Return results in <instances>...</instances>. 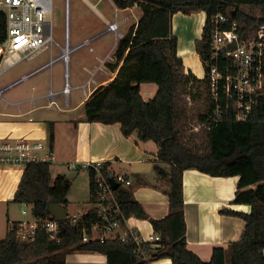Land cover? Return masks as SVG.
<instances>
[{"label":"trees","instance_id":"16d2710c","mask_svg":"<svg viewBox=\"0 0 264 264\" xmlns=\"http://www.w3.org/2000/svg\"><path fill=\"white\" fill-rule=\"evenodd\" d=\"M120 8L138 5L142 9L139 20L132 23L119 39L115 49L118 68L114 79L97 87L85 102L86 120L104 123L120 122L122 131L129 135L138 130L143 140L154 139L159 145L155 169L156 186L169 197L170 211L162 218L150 217L143 205L135 199L132 189L119 185L116 195L126 218L135 215L149 218L161 240L156 245L146 242L151 250L147 258L137 250V244L119 237L83 240V233L91 234L92 225L100 222L98 207L89 210L73 224L66 216L61 218L58 237L38 227L32 237L18 235L17 226L8 228L0 239V264H65L68 247L97 250L107 254L109 264H149L151 259L170 257L174 264H264V91L247 119L237 120L233 115L216 117L215 102L210 93L209 67L212 59L211 17L224 12L236 21L241 32L246 25L264 22V0H113ZM245 6L261 7V12ZM205 10L207 19L201 38L195 47L206 68L203 79L193 71H184L178 55V36L172 29L175 12L190 13ZM7 34V21L0 10V42ZM142 82H156L158 90L150 100L140 91ZM203 85L204 111L198 113L199 125L205 128V141L195 134H186L182 112L188 111L192 100L199 96ZM189 95V100L187 99ZM203 95V94H202ZM192 99V100H191ZM54 141L53 125L49 126V143ZM168 164L166 168L162 163ZM196 168L216 176L238 175L239 181L232 203L250 204V211L221 208V212L244 218L241 237L227 247H215L210 260H203L187 247V224L183 176L184 170ZM91 200H100L96 171L88 167ZM102 172L109 175V162L103 161ZM71 181L65 174L52 177L50 161H31L25 164L14 200L32 204L35 216L51 217L50 201L68 208ZM154 242V241H153Z\"/></svg>","mask_w":264,"mask_h":264},{"label":"crops","instance_id":"0c3cea01","mask_svg":"<svg viewBox=\"0 0 264 264\" xmlns=\"http://www.w3.org/2000/svg\"><path fill=\"white\" fill-rule=\"evenodd\" d=\"M90 4L101 15L105 26L98 29L92 21H87V33L78 35V42L73 46L85 40L88 42L74 48L68 67L62 58L51 61L61 54L60 46L57 47L59 53L54 54L55 47L50 50L49 59H40L47 49L32 59H22L14 64L4 62L1 65L0 138L25 136L45 143L42 152L52 151L49 160L52 177L62 173L71 181L67 195L68 207L74 200L73 183L81 175L83 178L86 176L87 193L82 201L79 200L74 213H70L67 208L68 215L82 218L89 210L97 207V200H91L87 165L93 161H105L109 162L112 174L124 172L130 178L131 184L123 186L132 189L135 199L143 205L150 217H165L170 211V204L167 193L156 186L158 143L154 139H141L138 130L125 135L120 122L88 121L85 112V102L93 91L110 83L116 76L118 68L113 67L117 61L116 46L129 26L139 20L142 9L137 4L120 8L110 0L113 17H109L95 4ZM206 19L205 10L190 13L178 11L172 16V29L178 36L177 50L183 60L184 71L191 70L201 79L206 75V68L195 42L203 34ZM107 20L118 21L122 36L109 28ZM109 53L111 57L101 63L100 58H106ZM66 71L70 84L68 93L64 91ZM157 90L156 82H142L140 85L145 100L153 98ZM186 97L190 102L189 95ZM190 116L195 117V111L182 112L184 122L190 120ZM194 122L199 124L196 118ZM50 124L54 128L52 148L49 143ZM162 164L168 168V164ZM24 168L25 164H0V238L6 236L14 222L33 224L37 219L32 204L14 200ZM53 170L57 173H53ZM238 181V175L216 176L196 168L184 170L187 247L203 260H210L215 247H227L230 242L238 240L244 231V218L221 212V208L227 206L250 211V204L232 203ZM126 224L146 240L151 234L158 233L149 218L131 215L126 219ZM100 232L103 231L98 229L94 235ZM107 234V238H113L109 232ZM147 242L151 246L156 245L155 241ZM151 253L145 247L143 254L147 258L151 257ZM65 264H109V261L103 252L68 247ZM149 264L174 263L170 257L165 256L151 259Z\"/></svg>","mask_w":264,"mask_h":264},{"label":"built area","instance_id":"2783aa9c","mask_svg":"<svg viewBox=\"0 0 264 264\" xmlns=\"http://www.w3.org/2000/svg\"><path fill=\"white\" fill-rule=\"evenodd\" d=\"M69 3L65 0V41L61 44L53 35L52 8L53 0H0V10L4 12L7 21V34L0 42V65L4 62L14 64L22 59H32L45 50H51L55 45L60 46L62 52L56 58H62L68 67L70 54L75 47L86 44L88 40L73 46L70 42L69 29ZM229 17L224 12H217L211 17L212 33V59L209 67L210 93L215 102L216 117L233 115L237 120L247 119L264 91V22L254 26L246 25L243 32L238 28L236 21L231 27H225ZM109 28L119 36L118 21L107 20ZM100 58L104 63L107 58ZM70 84L68 71H66V84L64 91L68 93ZM1 93V91H0ZM45 148L41 140L21 137L0 138V164H26L31 161L50 160L52 151ZM103 161H93L87 165L96 171L95 179L100 188V200L97 204L100 222L92 225L91 234L83 233V240H104L108 237H119L122 240L130 239L137 244V250L144 252L147 241L161 240L160 233H153L148 240L143 238L137 230L126 224L121 205L108 179L109 175L102 172ZM110 174V173H109ZM119 185H130L131 180L124 172L113 174ZM26 209L23 210L26 213ZM70 222L75 224L81 220L75 216L67 215ZM61 218H39L33 224L14 222L18 235L23 238L32 237L38 227L49 231L51 238L60 241ZM103 232L94 235L96 230ZM93 233V234H92Z\"/></svg>","mask_w":264,"mask_h":264},{"label":"rangeland","instance_id":"374dc122","mask_svg":"<svg viewBox=\"0 0 264 264\" xmlns=\"http://www.w3.org/2000/svg\"><path fill=\"white\" fill-rule=\"evenodd\" d=\"M91 3L95 4L97 8H99L105 15L109 17H113L112 7L110 5V0H70L69 3V27H70V42L72 45H75L77 41V36L81 34H86L87 31V21H92L96 28L100 29L105 26V22L101 18V15L98 13L96 9L91 6ZM247 10H253L257 14L261 12V7H250L245 6ZM52 20H53V35L56 40L64 44L65 41V0H53V8H52ZM58 46L55 45L54 54L59 53ZM58 49V50H57ZM50 50L46 51V54L40 57L41 58H50ZM38 59V58H37ZM36 59V60H37ZM23 61H26L23 60ZM1 68V65H0ZM206 86L203 85L201 93L195 99H191L192 103L188 111H204L205 103L203 101V96L205 93ZM203 94V95H202ZM191 117V118H190ZM190 120L186 122V134H195L199 136L200 141H204V146L206 145L205 141V128L201 127L199 124L196 125L194 120L198 119V113H195L194 116H190ZM194 120H191L193 119ZM57 173V171L53 170V173ZM77 173V171H76ZM83 172H81L82 174ZM86 175V174H85ZM73 177V176H71ZM76 179V178H75ZM73 193V202L72 205H69L68 211L70 213H74L79 204V200H83L84 194L87 193V185H86V176L83 178L81 175L74 183L72 188ZM75 196V197H74ZM81 205V203H80ZM1 239V238H0Z\"/></svg>","mask_w":264,"mask_h":264},{"label":"water","instance_id":"95a60500","mask_svg":"<svg viewBox=\"0 0 264 264\" xmlns=\"http://www.w3.org/2000/svg\"><path fill=\"white\" fill-rule=\"evenodd\" d=\"M108 179L111 182L112 187L114 189L118 188L119 182L116 181L112 172H110ZM48 209L52 213V215L54 217H57V218H64L68 215V211H67L66 207L64 205L60 204L59 202H56V201H50L48 204ZM32 211H33V213H35L34 208L32 209Z\"/></svg>","mask_w":264,"mask_h":264}]
</instances>
